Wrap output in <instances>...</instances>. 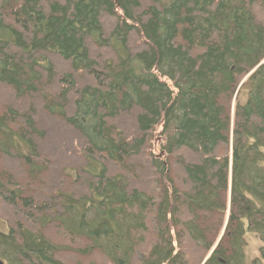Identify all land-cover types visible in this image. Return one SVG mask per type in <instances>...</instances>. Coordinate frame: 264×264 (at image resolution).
Segmentation results:
<instances>
[{
	"label": "trees",
	"instance_id": "trees-1",
	"mask_svg": "<svg viewBox=\"0 0 264 264\" xmlns=\"http://www.w3.org/2000/svg\"><path fill=\"white\" fill-rule=\"evenodd\" d=\"M0 210L3 264H264V0H0Z\"/></svg>",
	"mask_w": 264,
	"mask_h": 264
},
{
	"label": "rangeland",
	"instance_id": "rangeland-1",
	"mask_svg": "<svg viewBox=\"0 0 264 264\" xmlns=\"http://www.w3.org/2000/svg\"><path fill=\"white\" fill-rule=\"evenodd\" d=\"M245 80H246V77L240 80L239 86L236 91L235 96L239 103L241 102L243 103L246 99L247 88L245 87L246 85L244 84ZM66 166H69V165H66ZM0 216L2 219L6 218V214L3 213L1 210H0ZM260 248H261V243L259 242L258 238L252 233H247L245 235V249H244L246 264H253V261L259 257ZM197 256L198 258L202 257V255H200L199 253ZM92 259L93 260H90L91 263H89V261H84V262H81V264H101L102 263L100 260L97 259L96 255H92Z\"/></svg>",
	"mask_w": 264,
	"mask_h": 264
},
{
	"label": "water",
	"instance_id": "water-1",
	"mask_svg": "<svg viewBox=\"0 0 264 264\" xmlns=\"http://www.w3.org/2000/svg\"><path fill=\"white\" fill-rule=\"evenodd\" d=\"M0 264H3V262L0 260Z\"/></svg>",
	"mask_w": 264,
	"mask_h": 264
}]
</instances>
